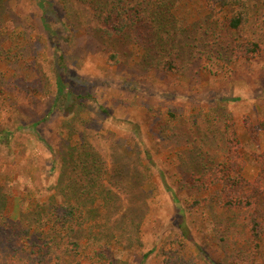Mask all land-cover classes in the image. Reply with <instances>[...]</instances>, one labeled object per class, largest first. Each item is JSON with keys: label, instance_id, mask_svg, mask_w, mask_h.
I'll return each mask as SVG.
<instances>
[{"label": "rangeland", "instance_id": "1", "mask_svg": "<svg viewBox=\"0 0 264 264\" xmlns=\"http://www.w3.org/2000/svg\"><path fill=\"white\" fill-rule=\"evenodd\" d=\"M5 1L3 17L7 20L0 29V43L7 54L0 53V73L6 78V92L0 95V125L6 122L16 132L10 149L0 153V167L5 169H0L1 184L3 181L14 195L24 196L28 182L33 191L24 199V210L34 207L35 199L66 202L61 162L55 160L51 149L59 153L57 150L65 148L70 142L68 131L73 130L75 141L93 147L109 167L119 160L125 169L121 179L109 186L118 194L116 212L106 215L102 211L106 205L97 202L95 223L89 220L83 227L84 249L76 251L71 244L65 245L71 264L79 255L87 264H166L169 248L187 259L223 263L222 252L214 246L212 221L203 216L194 204L196 198L186 191L185 175L176 162L189 160L195 147L202 145H212L213 159L223 158L219 151L222 140H215L220 134L201 138L204 131L190 129L188 121L198 107L210 108L217 97L228 100L218 103L216 111L225 106L244 147L239 146L238 151L245 156L248 148L264 150V61L222 62L214 71L201 68L197 76L147 70L138 65L139 46L116 44L110 50L96 42L94 34L103 33L99 17L103 6L98 3ZM207 12L202 0H187L176 14L188 24ZM112 52L118 54L117 59L109 58ZM58 73L62 92L82 96L80 103L65 102L62 95L53 105ZM32 122H37L35 127L27 126ZM228 133L234 137L231 128ZM246 159L249 162L251 157ZM250 163L245 168L247 176L254 172ZM28 174L31 182L26 180ZM168 187L178 196L177 202ZM179 206L192 211L188 216L192 239L180 236L174 225ZM13 210L14 200L9 197L6 213L11 215ZM236 223L240 227L244 221L239 218ZM65 233L64 244L68 240ZM90 237L95 244H90ZM232 240L242 243L243 237L236 235Z\"/></svg>", "mask_w": 264, "mask_h": 264}, {"label": "trees", "instance_id": "2", "mask_svg": "<svg viewBox=\"0 0 264 264\" xmlns=\"http://www.w3.org/2000/svg\"><path fill=\"white\" fill-rule=\"evenodd\" d=\"M87 1L104 7H101L102 14L99 16L103 33L94 34L96 42L107 45L106 49L110 50L115 49L111 46L116 44L139 46L142 55L138 65L147 70L197 76L201 68L214 71L222 62L256 58L264 61V0H202L207 14L188 24H183L176 14L187 0ZM6 8V1L0 0V29L5 27L7 19L3 17V9ZM111 40L114 41L112 45L108 44ZM1 52L3 47L0 43ZM117 57L115 52L109 55L113 60ZM63 58L60 55L59 59ZM59 77L58 73L56 78ZM4 79V74L0 73V95L6 92ZM60 79L56 81L53 105L58 104L57 100L62 95L65 102L80 103L82 96L69 90L62 92L64 87ZM223 101L228 100L217 97L210 108L198 107L188 120L190 129L199 133L204 131L201 138L211 133L214 136L220 134L215 140H222L223 146L219 151L223 158L213 159L212 145H202L195 147L189 160L183 163L177 161L176 167L185 175L184 186L196 198L194 204L201 208L203 216L212 221L214 246L223 254V263L218 264H264V150L255 152L248 148L249 151H244L245 156L238 151L239 146L242 150L244 147L236 129H232L225 106L221 107V112L216 111L218 103ZM36 124L32 122L27 126L35 127ZM228 128H231L233 138ZM15 130L6 122L0 125V153L10 149ZM68 132L71 143L57 150L59 153L51 149L55 160L61 162V190L66 202L58 203L54 198L35 199L34 207L24 210V199L33 191L27 186L28 182L25 183L24 196L21 193L14 195L3 181L2 184L0 182V264H71L73 261L65 255L68 251L65 245L71 244L76 251L78 247L84 249L81 242L83 227L89 220L95 223L98 217L95 212L99 209L94 204H105L106 209L102 211L108 216L116 212L113 208L118 194L109 186L121 179L125 165L118 160L109 167L93 147L83 141L76 142L74 131ZM247 156L251 157V163ZM146 157L151 160V155ZM248 163L254 167L251 176L245 173ZM5 165L3 163L2 166ZM1 171L5 169L2 167ZM26 178L32 181L29 174ZM13 186L17 187L16 183ZM168 191L173 201L177 202L178 196L173 188L168 187ZM9 197L14 200L11 215L6 213ZM178 208L174 225L179 229L180 236L192 239L188 228V216L192 215V211L182 206ZM239 218L244 221L240 227L236 223ZM64 231L68 239L65 244ZM236 235L243 237L242 243L232 240ZM88 241L95 244L92 237ZM165 256L166 264H205L197 258L187 259L170 248L165 251ZM85 261L79 255L73 264H87Z\"/></svg>", "mask_w": 264, "mask_h": 264}]
</instances>
